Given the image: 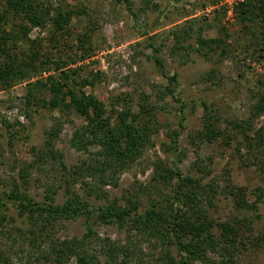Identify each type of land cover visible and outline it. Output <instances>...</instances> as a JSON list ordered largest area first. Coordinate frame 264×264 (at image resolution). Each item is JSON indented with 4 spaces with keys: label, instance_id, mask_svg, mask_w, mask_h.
I'll use <instances>...</instances> for the list:
<instances>
[{
    "label": "rangeland",
    "instance_id": "1",
    "mask_svg": "<svg viewBox=\"0 0 264 264\" xmlns=\"http://www.w3.org/2000/svg\"><path fill=\"white\" fill-rule=\"evenodd\" d=\"M41 1L52 11L43 25L28 24L26 36L19 30L20 20L12 19L4 25L7 35L14 38L7 41L10 57L0 52V65L10 63L15 73L23 69L26 74L12 80L9 86L0 84V188L16 185L37 199L51 189L57 191L60 202L66 190L80 193L93 203L102 202L105 198L95 196L101 193L99 187L110 200L116 198L121 203L127 198L149 203L170 196L172 184H164L160 176L164 171L157 165L170 161L172 154L162 143L169 142L170 130L177 127L176 116L171 98H158V90L167 81L149 59L151 48L145 46L147 41L142 35L147 31L159 32L160 56L169 73H177L179 88L188 102V122L179 136L181 168L202 177L212 201L209 206L205 198L204 205L214 217L223 218L227 212L242 216L234 211L232 196L227 192L229 185L241 187L249 202L260 195L259 228L264 223V145L255 155L245 150L241 134L229 143L221 137L213 142H201L198 138L191 141V136L201 127L203 100L208 102L209 112L220 119L218 125L225 133L232 131L231 119L249 118L258 94L264 92L261 28L256 24L246 28L238 22L232 12V0H129L132 11L113 0ZM66 11H70L71 17L64 28H59L52 17ZM176 27L181 37L184 30L188 33L178 43L174 34L164 32ZM198 36L221 39L227 53L221 56V48L207 51L199 44ZM30 56L29 63L34 67L31 69L26 66ZM57 66L74 70L72 78L78 83L84 79L93 81L77 87L100 99L108 113L124 108L130 101L136 111L145 97L160 112V123L155 124L158 132L151 136V143L143 148L140 157L113 173L108 183L71 177L70 171L80 159L97 162L98 146L78 151L70 144L73 132L84 126L87 119L72 109L41 104L39 99L47 102L50 92L41 83L33 87L28 84L36 79L44 82L49 74L56 75ZM211 70L210 76L205 77ZM29 93L33 95L31 102L26 100ZM163 102L167 105L160 109ZM55 128L58 135L52 138L50 147L48 132ZM259 129L264 138V113L253 119L248 133L253 136ZM84 181L90 182L88 187ZM57 227L56 236L60 238L82 236L88 230L98 234L94 235L95 242L100 241L99 237L123 240L126 236V231L115 225H91V221L87 225L85 217L63 220ZM30 228L28 221L12 210L11 220H6L0 232V250L10 254L16 264H75L74 258L64 262L33 259L39 248L43 252L49 244H34ZM250 239L251 244L239 250L235 261L227 264H264V242L254 235ZM135 242L139 246L134 247L128 264H163L161 257L166 246L160 239ZM208 256L211 258L206 264H221L218 253L209 252Z\"/></svg>",
    "mask_w": 264,
    "mask_h": 264
},
{
    "label": "trees",
    "instance_id": "2",
    "mask_svg": "<svg viewBox=\"0 0 264 264\" xmlns=\"http://www.w3.org/2000/svg\"><path fill=\"white\" fill-rule=\"evenodd\" d=\"M113 1L125 4L126 8L132 11L129 0ZM51 12L48 4L41 0H0V52L10 57L7 41L14 38L7 35L4 25L12 19L20 20L19 30L22 36H26L28 24L43 25V21ZM232 12L244 27L256 24L261 28L262 44L259 49L264 50V0H238L234 2ZM70 17V11L57 12L52 20L57 27L64 28V23ZM12 24L16 29L13 21ZM178 31L176 27L164 32L169 36L174 34L178 43L188 34L184 30L181 37L182 33L178 35ZM161 34L159 32L149 34L148 31L142 33L147 41L145 46L151 48L149 59L153 61L157 73L167 81L166 86L158 90V98L164 100L165 97H170L176 116L177 127L170 130L169 142L162 143L172 154L170 161L166 162V165L161 163L157 165L164 171L160 173L164 184L166 186L172 184V193L160 201L143 203L138 198L134 200L127 198L121 203L116 198L110 200L102 191V187H99L101 193L95 196H99L98 199L100 197L105 199L93 203L90 198L73 190H66L60 202L56 196L57 191L51 189L47 190L42 199H37L30 193L21 191L16 185L11 188H0V232H3L6 220H11L12 210L17 216L28 221L32 226L29 231L32 242L49 244L48 249H44L43 252L38 249L37 256L33 257L37 262L41 259L64 262L74 258L75 264H128L134 247L139 246L135 240L139 244L142 240L157 238L164 247L166 246L161 257L163 264H206L211 258L208 256L209 252L218 253L221 264H227L235 261L234 257L239 250H244L246 245L251 244L249 240L251 241L252 235L264 242V223L257 227L260 219L258 213L260 195H257L253 202H249L243 197L244 191L241 187L229 185L227 192L232 196L234 211L242 213V216L227 212L223 218L214 217L204 205L205 198H208V189L207 185L201 182L202 177L185 173L180 166L182 151L179 136L188 122V102L179 88L177 73L170 74L160 56L161 49L157 41ZM197 40L207 51L221 48V56L227 53L219 38L198 36ZM207 59L210 60L211 57L208 56ZM31 60L30 56L26 61V66L30 69L34 68L32 63H29ZM54 71L58 73L47 75L44 82L38 79L31 81L28 83L29 86L41 83L50 92L51 96L47 102L44 98L39 99L41 104L47 103L51 108L72 109L86 117L85 125L76 129L71 137L70 144L74 149L86 151L90 146H98L97 162L89 163L85 158L80 159L72 167L71 177L74 180L90 178L97 183H108L118 170L140 157L143 148L151 143V136L158 132L156 125L160 123V112L156 106L148 104L145 97L141 103L139 102L136 111L132 110V101L129 100L124 108L108 113L100 99L77 87L93 81L84 79L78 83L72 78L74 70H64L57 66ZM211 72L212 70L206 72L205 77H209ZM24 74L25 70L21 69L15 73L12 65L4 62L3 66L0 65V84L9 86L12 80L25 76ZM32 97L33 95L29 93L26 100L31 102ZM37 103L38 100L35 101V104ZM166 105L164 103L159 108H165ZM201 106L203 107L201 127L195 130V136H191V141L198 138L201 142H213L221 137L224 142L229 143L232 138L241 134L246 151L256 155L262 150L264 138L261 129L253 136L248 132L251 130L253 119L264 113V92L258 94L249 118L229 121L232 131L228 133L218 125L220 119L209 112L208 102L201 101ZM57 135V128L48 132L47 144L50 147L52 138ZM50 152L56 156L52 149ZM197 170L201 172L200 167H197ZM84 183L86 187L90 184L87 181ZM210 198L206 199L209 206L212 203ZM79 217H85L87 225L91 221V225L111 224L122 228L126 231L125 239L99 237L100 241L95 242L94 235L98 237V234H93L91 230L82 236L73 235L65 238L56 236L59 222ZM255 228L258 231L255 232ZM216 230L219 232L216 233ZM0 264L16 263L10 254L0 250Z\"/></svg>",
    "mask_w": 264,
    "mask_h": 264
},
{
    "label": "built area",
    "instance_id": "3",
    "mask_svg": "<svg viewBox=\"0 0 264 264\" xmlns=\"http://www.w3.org/2000/svg\"><path fill=\"white\" fill-rule=\"evenodd\" d=\"M233 2H236V1H238V0H232Z\"/></svg>",
    "mask_w": 264,
    "mask_h": 264
}]
</instances>
